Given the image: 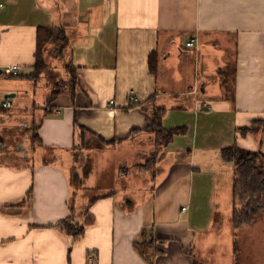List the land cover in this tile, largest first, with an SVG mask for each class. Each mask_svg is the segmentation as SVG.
<instances>
[{"label": "crops", "instance_id": "crops-1", "mask_svg": "<svg viewBox=\"0 0 264 264\" xmlns=\"http://www.w3.org/2000/svg\"><path fill=\"white\" fill-rule=\"evenodd\" d=\"M43 27L65 30L79 83L45 106L38 126L42 144L38 150L32 145L36 154L16 151L4 155L10 159L6 162L0 156V264H195L173 235L183 221L173 206L180 195L178 172L169 174L159 207L158 186L163 185L158 174L151 179L154 193L132 197L126 172L121 190L111 188L87 200L77 198L69 154L96 140L129 148L154 138L152 117L130 109L132 98L154 100L165 110L163 127L181 131L164 150L157 142L137 172L158 168L174 150L176 159L185 157L177 162L188 166L184 180L194 182L211 169L215 180L227 172L233 183L234 167L222 160V149L236 146L264 154V0H0V76H9L4 71L15 65L20 78L24 74L35 81L37 34ZM179 37L194 54V86L183 93L160 91L161 69L175 56ZM192 40L197 42L188 48ZM20 90V83L0 82V103L5 102L1 95L16 97ZM180 98L188 101L178 104ZM204 103L211 109L204 110ZM187 120L194 123L193 132ZM201 121L205 138L199 143ZM190 132L193 149L178 147ZM4 142L0 139V145ZM46 148L57 149L52 162L44 155ZM181 205L188 208L191 223L198 202L189 197ZM67 219L86 226L80 242L57 228ZM144 230L148 236L141 235ZM136 242H146L145 256Z\"/></svg>", "mask_w": 264, "mask_h": 264}, {"label": "rangeland", "instance_id": "rangeland-1", "mask_svg": "<svg viewBox=\"0 0 264 264\" xmlns=\"http://www.w3.org/2000/svg\"><path fill=\"white\" fill-rule=\"evenodd\" d=\"M181 38L173 52L175 56L171 61L165 63L163 70L161 69L160 91L183 93L191 90L194 86V83H191L190 75L191 65L195 62L194 54L185 48L186 40ZM67 46L68 42L65 41L45 47L42 56L47 68L39 80L30 82L31 80H28L24 74L22 78L0 76L1 83L4 81L21 84V90L18 91L17 96L9 99L12 102V108L0 113V139L5 140L4 144L0 145V156L4 160L3 162L10 161V159H6L5 154H16V151H19L22 156L36 154L32 148V140L38 126L45 118L44 108L47 106L48 99L64 89L77 86L78 82L74 78L75 71L70 63V52L67 50ZM163 76H166V79H162ZM1 96V100H7L6 96ZM200 97L207 100L209 96L206 97L201 93ZM188 99H193V97H188ZM168 101L173 102V100ZM187 101L186 98H180L177 103L185 104ZM55 104L60 105L59 101ZM204 122H200L199 143L203 142L205 138ZM185 123L192 124L190 126L193 132L194 123H190L188 120ZM192 132L187 133L188 136H183L177 146L192 150L193 146L190 144L193 140ZM216 136L217 133L211 135L210 143H215ZM156 137L158 138V135L154 138H145L141 143L136 142L129 148L121 145L106 147L103 142L96 140L91 147L81 148L77 152L70 153L69 157L74 162L70 166L68 165V168L71 167L69 172L72 174V178L78 174L83 181L77 198L79 196L91 200L97 195L105 194L111 188L121 190L124 185L126 186V179L122 180L123 174L126 172L130 173L132 197L140 192L142 197L143 194L155 192L154 189H150L153 185L151 179L152 176L158 174V183L163 185L162 188L158 186L159 207V199L166 194L167 185L165 183L171 181L169 174L178 172L180 195L177 198L173 196L176 200L173 206L175 205L174 208L183 221L173 229V235L174 238H177L178 243L183 244L189 253V258L195 264H264V214L252 226L240 230L237 238L234 236L233 183L227 172L220 180H215L211 169L203 170L202 175H197L194 182L190 177L184 180V177L189 176L188 172L186 173L188 166L179 163L177 165V162L184 160L185 157L180 156L176 159L174 150L170 152L166 161L159 160L158 168L153 165L152 170L148 173L137 172L135 167L145 164L149 160L148 157H151V152L157 142L161 146L158 147L161 150H164L168 145L162 137L157 139L158 141ZM34 145L36 150L40 149L38 140ZM43 150L49 162H52L53 158L58 155L57 149L46 148ZM167 166L170 167L167 169ZM184 166H186L185 169ZM202 178L203 181H201ZM95 183L98 184V188L92 189ZM202 185L205 190L203 194L199 192ZM191 187H194V191L190 192ZM161 193H163V197L159 196ZM189 197H192L194 202H198V210H196L191 223H188L187 220L188 208L182 209L181 205L182 201ZM193 211L194 209H192V213ZM208 217L211 218L210 222L207 220ZM204 218L206 219L204 220ZM146 253H148L147 250Z\"/></svg>", "mask_w": 264, "mask_h": 264}, {"label": "trees", "instance_id": "trees-1", "mask_svg": "<svg viewBox=\"0 0 264 264\" xmlns=\"http://www.w3.org/2000/svg\"><path fill=\"white\" fill-rule=\"evenodd\" d=\"M65 41L69 43L66 32L62 28L43 27L38 30L37 63L35 65V73L32 76L33 79L38 80L47 68V64L42 56L45 47L49 44L64 43ZM153 60L152 56L150 60L151 71L155 72L156 67ZM15 78H20V76ZM74 78L79 83L76 73H74ZM65 91H72V88L64 89L57 95L50 96L47 104H52L57 96ZM132 108H140L152 117L155 134L159 138L162 137L166 143L171 141L181 131V129L168 131L163 127L165 110L157 108L154 100H150L147 103H139L137 100H132L130 109ZM1 111L4 112V110ZM38 129L39 127L32 140L34 144L37 140L42 144ZM221 158L225 163L231 164L234 167L232 220L234 236L237 238L240 230L244 227L252 226L264 214V154L261 151L251 152L234 146L222 149ZM72 184L76 190L80 189L83 185L82 178L78 174H75L72 178ZM57 228L61 232L71 236L76 243L80 242L86 235V226H80L71 219L61 222ZM141 235L148 236L149 233L144 230ZM141 244L136 242V248L142 256H145L144 248L148 246L146 242ZM147 260L150 261L148 258Z\"/></svg>", "mask_w": 264, "mask_h": 264}, {"label": "built area", "instance_id": "built-area-1", "mask_svg": "<svg viewBox=\"0 0 264 264\" xmlns=\"http://www.w3.org/2000/svg\"><path fill=\"white\" fill-rule=\"evenodd\" d=\"M196 40H192L191 42L187 43V47L188 48H193L196 44ZM19 72H20V67L19 66H10L8 67L5 71H4V74L6 75H9V76H13V77H17L19 76ZM132 100H135L132 98ZM12 102L10 100H6L5 102L3 103H0V111L1 110H8L10 108H12ZM202 108L204 110H210L211 109V106L208 104V103H204L202 105Z\"/></svg>", "mask_w": 264, "mask_h": 264}, {"label": "water", "instance_id": "water-1", "mask_svg": "<svg viewBox=\"0 0 264 264\" xmlns=\"http://www.w3.org/2000/svg\"><path fill=\"white\" fill-rule=\"evenodd\" d=\"M0 73H2V72L0 71ZM14 97H15L14 94H10V95H7V96H6L7 99H9V98H14Z\"/></svg>", "mask_w": 264, "mask_h": 264}]
</instances>
